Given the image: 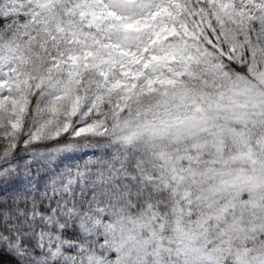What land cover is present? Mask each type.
<instances>
[{"label":"snow or ice","instance_id":"1","mask_svg":"<svg viewBox=\"0 0 264 264\" xmlns=\"http://www.w3.org/2000/svg\"><path fill=\"white\" fill-rule=\"evenodd\" d=\"M0 264H264V0H0Z\"/></svg>","mask_w":264,"mask_h":264}]
</instances>
